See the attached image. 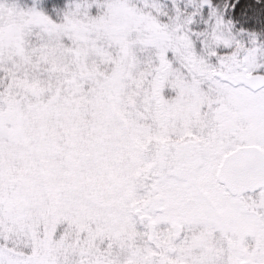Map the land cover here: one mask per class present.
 I'll list each match as a JSON object with an SVG mask.
<instances>
[{"label": "snow or ice", "instance_id": "1", "mask_svg": "<svg viewBox=\"0 0 264 264\" xmlns=\"http://www.w3.org/2000/svg\"><path fill=\"white\" fill-rule=\"evenodd\" d=\"M0 264H264V0H0Z\"/></svg>", "mask_w": 264, "mask_h": 264}]
</instances>
